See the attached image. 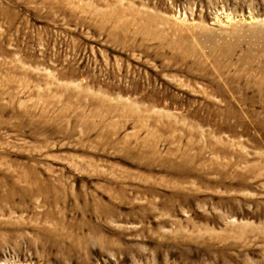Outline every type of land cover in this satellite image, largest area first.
<instances>
[{
  "label": "rangeland",
  "instance_id": "obj_1",
  "mask_svg": "<svg viewBox=\"0 0 264 264\" xmlns=\"http://www.w3.org/2000/svg\"><path fill=\"white\" fill-rule=\"evenodd\" d=\"M0 264H264V0H0Z\"/></svg>",
  "mask_w": 264,
  "mask_h": 264
}]
</instances>
